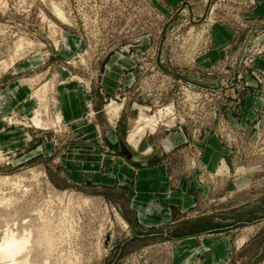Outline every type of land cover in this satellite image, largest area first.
I'll list each match as a JSON object with an SVG mask.
<instances>
[{"label": "rangeland", "instance_id": "374dc122", "mask_svg": "<svg viewBox=\"0 0 264 264\" xmlns=\"http://www.w3.org/2000/svg\"><path fill=\"white\" fill-rule=\"evenodd\" d=\"M257 7L258 0L174 7L165 0H0V88L17 81L35 100L31 116L11 111L0 120V242L5 232L29 231L35 257H26L35 264H172V241L223 236L230 250L215 264H264V15L254 16ZM215 25L235 36L223 58L200 63L214 56L206 57ZM114 56L133 61L137 74L110 94L103 78ZM221 77L228 83L219 86ZM73 82L88 97L92 135H77L55 108L58 87ZM36 116L42 125H34ZM141 116L158 125L134 147L129 138ZM121 142L135 160L122 154ZM78 147L108 155L101 170L109 174L123 159L128 166L119 171L129 183L120 176L113 186L79 181L72 173L79 166L67 164ZM156 153L154 164H143ZM150 167L166 169L185 207L143 224L130 206L133 180Z\"/></svg>", "mask_w": 264, "mask_h": 264}, {"label": "crops", "instance_id": "0c3cea01", "mask_svg": "<svg viewBox=\"0 0 264 264\" xmlns=\"http://www.w3.org/2000/svg\"><path fill=\"white\" fill-rule=\"evenodd\" d=\"M180 1L165 0V4L174 7ZM255 15L258 17L264 15V0H258ZM210 34L212 50L206 57L213 53L214 56L212 59H205L206 62L200 59V63L212 64L219 58H223L226 52L224 47L230 45L235 36L231 29L222 25L212 27ZM16 70H21V67L19 66ZM133 70V61L119 56L110 58L103 78V86L106 91L112 94L121 83L131 84L137 74ZM58 92L63 118L77 128L75 130L77 135H92L93 125H86L84 120L85 102L88 97L82 93L81 88L76 82L66 83L58 87ZM34 106L35 100L26 85L10 81L0 88V120L2 115L11 111L19 116H31ZM108 134L113 135L112 133ZM71 153L72 163L67 162V164L73 167L79 166V169L72 170L79 181L89 179L104 186H113L117 176H120L123 185H127L130 181L129 174L119 171L120 165H127L121 158L116 161L115 165V170L118 172L109 174L101 170L102 166H105V162H109L108 155L102 156L98 150L88 147H78L71 150ZM133 181H135L133 184L135 198L130 206L138 212L137 217L140 223H157L158 221L154 217L162 216L161 214L169 211L170 207H185V202L182 203V196L170 190L169 178L164 167L140 170ZM162 198L170 203H158L157 200H162ZM172 201L175 203H171ZM230 246V238L223 236L174 240L171 242L170 252L172 264H189L199 256L205 257V264L219 263L227 257Z\"/></svg>", "mask_w": 264, "mask_h": 264}, {"label": "bare ground", "instance_id": "6f19581e", "mask_svg": "<svg viewBox=\"0 0 264 264\" xmlns=\"http://www.w3.org/2000/svg\"><path fill=\"white\" fill-rule=\"evenodd\" d=\"M54 11L56 12L57 16L60 19H63L64 20L65 14L59 8L56 7ZM24 43L25 42H24L23 39H19L17 41V43H16L15 46L18 49H21L23 47ZM55 108L57 109L58 112H60V105H59V103H56L55 104ZM117 109H118V107L116 105H113L110 108V111L111 112H115ZM143 117L141 116L138 119V126L134 129V131L132 132L131 137L129 138V143H131L134 147H137L138 146V144H139V139L138 138H141L145 134L146 129H149L150 131H155V129H156L157 125H158V120L156 118H153V117H151V118L144 117L143 118ZM32 120H33L34 125H36V126L42 125V121L38 118V116L34 117ZM56 120H57V122H60L61 121V115L59 113H57ZM141 121H142V124H141ZM27 230H30V229H28V227H27ZM33 231H35V230H32V231L30 230V232H33ZM31 235L32 234H30L29 231L26 232V230H25V232H22V233L21 232L19 233V231L18 232H16V231H8V232H5V236L2 237L3 238L2 239V242H0V264H31V263H34L35 264V262H34L35 261V258H34V261L33 262L32 261L30 262L28 260V257H26V256H28V254H32L31 252H33L32 249H31V247L33 246ZM36 235H34V236H36ZM34 240H35V238H34ZM38 240H40V239H38ZM43 240H44V238H43ZM42 242L43 241H40V243H42ZM35 244H37V243H35ZM35 246H37V245H35ZM40 246H41V244H40ZM41 248H42V250L44 249L43 247H41ZM35 249H37V248H35ZM44 250H48V249H44ZM50 250L48 251V253L50 252ZM39 252H40V250H39ZM48 253L47 254L45 253V256H48ZM32 255L35 257L34 254H32ZM48 261H49V259H48ZM41 262H43V261H41ZM45 262H44V264H50V262L49 263H45ZM36 264H38V263H36Z\"/></svg>", "mask_w": 264, "mask_h": 264}, {"label": "water", "instance_id": "95a60500", "mask_svg": "<svg viewBox=\"0 0 264 264\" xmlns=\"http://www.w3.org/2000/svg\"><path fill=\"white\" fill-rule=\"evenodd\" d=\"M206 11H207V9H206ZM256 31H258V29H253V30H251V31L249 32V34H248V36H247V38H246V40H245V42H244V44H243V47L240 49V52H242V54L245 52V50H246V48H247V46H248V43L250 42L252 36L254 35V33H255ZM240 52H239V53H240ZM242 57H243V56H242L241 53H240V55H239V62H241ZM238 66H239V65H238ZM223 81H225V82L228 83V81H229V77H221V78L217 81V84H218L219 86H221L222 83H223ZM231 82L234 83V82H235V79H232ZM120 147H121V152H122V154H123L128 160H130V161L135 160V158L133 157L132 153L129 151V149L126 147V145H125L124 143L121 142V143H120ZM160 156H161V153H156V155H155L154 157H152V158H150V159H148V160L143 161V164L146 165V166L152 165V164H154V163L156 162V160H157Z\"/></svg>", "mask_w": 264, "mask_h": 264}]
</instances>
